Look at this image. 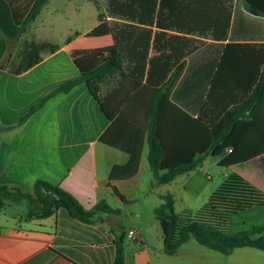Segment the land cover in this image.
Wrapping results in <instances>:
<instances>
[{
	"label": "trees",
	"instance_id": "1",
	"mask_svg": "<svg viewBox=\"0 0 264 264\" xmlns=\"http://www.w3.org/2000/svg\"><path fill=\"white\" fill-rule=\"evenodd\" d=\"M90 1L97 21L109 28L112 48L78 78L40 99L17 125L55 94L83 83L111 122L101 142L129 155L126 164L111 169V180L134 175L146 146L156 184L171 182L211 156L220 158L222 167L240 168L241 174L249 171L264 189V167L256 160L264 154V0H239L244 12L234 13L231 27L227 11H183L179 3L184 0ZM47 2L29 0L17 12L8 0H0V32L6 41L18 40ZM59 47L31 37L15 48L8 71L20 74ZM110 82L112 87L102 95V86ZM241 174L229 175L196 210L176 214L172 195L162 196L154 215L164 254H175L190 238L222 255L242 247L264 252V222L234 234L227 231L233 214L264 207V191ZM112 191L124 200L113 186ZM6 203H24L25 219H44L64 209L85 224L96 222L100 213L121 212L103 200L86 210L45 180H37L30 193L1 185L0 205ZM110 232L113 264H125L126 232Z\"/></svg>",
	"mask_w": 264,
	"mask_h": 264
},
{
	"label": "crops",
	"instance_id": "2",
	"mask_svg": "<svg viewBox=\"0 0 264 264\" xmlns=\"http://www.w3.org/2000/svg\"><path fill=\"white\" fill-rule=\"evenodd\" d=\"M51 1L42 7L32 22L33 27L30 25L18 40L8 43L0 32V186L30 193L37 180H45L69 193L86 210L100 200L108 204L107 192L124 203L114 194L112 186L119 192V189L126 191L130 184L135 185L141 158L134 175L110 179L111 169L126 164L129 155L101 142L111 122L85 84L55 94L25 123L17 125L40 99L61 83L78 78L113 46L109 28L97 21V10L90 0H87L89 9L78 3L70 4L69 0H53L50 5ZM28 2L8 0L17 12ZM179 4L183 11H227L229 27L234 13L244 12L239 0H184ZM47 8L49 13L43 15ZM43 18L47 30L38 32L36 24ZM240 27L244 28V24ZM74 33L77 35L64 43ZM30 37L60 47L51 54H42L40 62L20 74L9 72L7 65L13 57L15 43ZM112 85L113 82L103 85L101 94ZM139 118L145 122L142 113ZM256 160L264 167V154ZM247 175L252 177L249 171L244 174ZM162 203L163 200L159 205ZM108 205L121 211L120 207ZM3 207L0 205V264H113L115 248L110 230L123 228L114 217L119 215L100 213L96 222L85 224L70 218L64 209L38 220L25 219L24 214L17 212L8 214ZM156 222L151 223L152 228L137 225L133 229L135 238L125 237V264H217L207 251L199 253L201 258L193 255L191 251L198 243L191 239L175 254H164L162 230ZM128 230L132 228L124 229ZM244 248L247 247L236 248L223 256L244 253ZM207 256L213 260H202ZM224 264L238 263L226 260Z\"/></svg>",
	"mask_w": 264,
	"mask_h": 264
},
{
	"label": "rangeland",
	"instance_id": "3",
	"mask_svg": "<svg viewBox=\"0 0 264 264\" xmlns=\"http://www.w3.org/2000/svg\"><path fill=\"white\" fill-rule=\"evenodd\" d=\"M69 1L71 2L70 4L78 3L83 6H87L88 9L91 7L87 0ZM99 1L102 2V0ZM53 3L54 2L52 0L50 5ZM48 13L49 8L46 9L43 15H47ZM41 21H44V18ZM41 21L36 24L37 28H35V30L38 32H44L47 30V28H45L47 27L46 20L42 25ZM30 25L33 27L32 23ZM21 42L19 41L18 43H15L14 50ZM219 160L220 158L207 156L200 168L196 169L191 174L178 176L168 184L155 185L152 173L147 163V149L145 148L141 157V168L139 175L136 178L135 185H128L126 191L119 189V194L123 197L125 202L122 203V201L118 200L115 196L110 195L108 192L106 194L108 204L112 207L121 208L119 216L114 217L125 230L129 228H138L136 227L137 225L141 228H152L151 223H157L154 215V208L158 207L161 200H163L160 196L167 194L172 195L174 201L173 211L176 214H179L187 209H198L208 200L211 191L219 187L229 175L234 172L241 174L239 172L240 168L222 167L218 164ZM244 174L245 173L241 174V176H243L245 180L264 191V189H262L263 186L260 187L258 183L253 181L251 176L247 175L248 177H245ZM3 206L4 211L8 214L16 212L25 214L26 212V206L24 203H6ZM263 222L264 207H254L250 210L233 214L230 218L227 231L230 234H234L241 230H245L252 225H262ZM190 239L191 241H195L193 238ZM195 245V248L191 251L193 255L201 258L199 253L207 251L212 255L213 259L215 258L217 264H220L221 262L225 263L226 260L238 264L242 262L243 264H264V252L254 248H244V253L235 252V254L228 257L223 256L214 250L203 248L199 244ZM208 256L203 257L202 260H210L208 259L210 258Z\"/></svg>",
	"mask_w": 264,
	"mask_h": 264
},
{
	"label": "built area",
	"instance_id": "4",
	"mask_svg": "<svg viewBox=\"0 0 264 264\" xmlns=\"http://www.w3.org/2000/svg\"><path fill=\"white\" fill-rule=\"evenodd\" d=\"M229 151V150H228ZM135 235H136V231L135 230H128L126 232V237L129 238V239H132V238H135Z\"/></svg>",
	"mask_w": 264,
	"mask_h": 264
}]
</instances>
